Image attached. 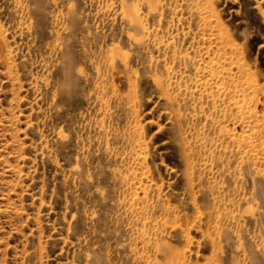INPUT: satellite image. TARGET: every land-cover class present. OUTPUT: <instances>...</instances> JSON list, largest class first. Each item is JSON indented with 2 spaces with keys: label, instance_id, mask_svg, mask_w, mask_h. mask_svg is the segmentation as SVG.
I'll use <instances>...</instances> for the list:
<instances>
[{
  "label": "rangeland",
  "instance_id": "374dc122",
  "mask_svg": "<svg viewBox=\"0 0 264 264\" xmlns=\"http://www.w3.org/2000/svg\"><path fill=\"white\" fill-rule=\"evenodd\" d=\"M0 264H264V0H0Z\"/></svg>",
  "mask_w": 264,
  "mask_h": 264
}]
</instances>
